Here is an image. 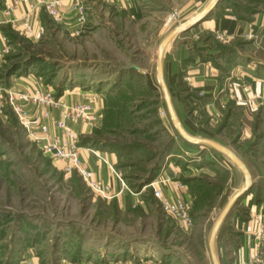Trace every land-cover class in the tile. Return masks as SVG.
<instances>
[{
    "label": "rangeland",
    "instance_id": "1",
    "mask_svg": "<svg viewBox=\"0 0 264 264\" xmlns=\"http://www.w3.org/2000/svg\"><path fill=\"white\" fill-rule=\"evenodd\" d=\"M244 1L237 0L241 5ZM246 3L250 4L251 11L260 7L257 1ZM153 8L162 11L155 16L168 15L166 24L155 22L149 29L122 31L116 28L114 17L102 18L99 13L103 23L99 18H94V22L106 26L92 30L94 25L90 22L79 38L69 36L65 29L50 21L45 23L47 31L32 41L29 38L34 31L29 34L21 27V33L8 32L12 43L11 49L1 57L0 86L10 89L3 85L6 78L29 65L32 72L45 69L41 75L51 89L60 93L90 88L101 93L109 103H116L120 110L117 126L112 131L95 132L88 145L93 147L98 141L103 149L112 146L122 155L117 163L136 173H142V169L149 171L150 165L160 158V165L171 161L178 166L181 181L190 186L192 226L182 229L175 219L161 212L155 198L149 199L139 216L128 209L117 213L111 204L100 201L84 186L76 171L65 173L60 161L51 160L27 139L4 103L3 112L10 111L13 116H9L8 124L0 123V264H18L27 252L34 259L28 264H60L74 258L75 246L80 242L86 249L102 251L120 241L153 244L152 248L155 245L163 249L178 264H214L213 258L216 264H264V110H257L255 114L253 110L250 113L247 109L235 108L230 121L222 128L224 113L228 111L225 107H221V119L208 122L203 114L198 116L196 127L212 135L211 139L201 138L232 150L249 171V189L229 205L244 187L242 171L219 152L215 156L220 165L213 166L212 176L195 168L188 171L190 163L199 167L202 161H193V157L186 156V151L198 153L201 145L193 146L178 134L165 102L162 81L158 79V64H165L164 52L173 49L180 35H188L191 26L173 35L164 45L161 57L160 44L172 31L191 24L198 16L183 23L184 18L172 13L165 4H155ZM114 9L115 5L110 4L103 7L104 13ZM188 36L194 46L205 43L212 46L210 52L200 54L201 59L210 60L212 71L216 67L229 70L230 64L244 66L249 61L255 72H264V28L251 38L247 36L254 43L246 45L247 49L240 54L236 49L233 53L230 47L221 48L223 45L216 43L208 31L196 30ZM73 54L82 56L76 61ZM121 75L127 79L121 85L124 89L119 91L116 83ZM167 78L164 74L163 84L169 88ZM184 86L179 97L169 89L178 120L190 110L180 108V96L188 93L183 90ZM204 147L208 149L204 157H211L209 151L213 153V149ZM190 179L197 181L190 182ZM226 206L229 208L210 247L213 225ZM156 254H160L158 249Z\"/></svg>",
    "mask_w": 264,
    "mask_h": 264
},
{
    "label": "crops",
    "instance_id": "2",
    "mask_svg": "<svg viewBox=\"0 0 264 264\" xmlns=\"http://www.w3.org/2000/svg\"><path fill=\"white\" fill-rule=\"evenodd\" d=\"M34 1L27 0L28 3ZM71 1L63 0L59 21L53 20V18L46 14L43 8H39L35 14L36 28L29 39L32 41V39L41 37L47 31L45 23L48 21L59 25L63 30L65 29L69 36L79 38L90 22L94 25L92 30L106 26L102 24L103 22L99 18V13L102 14V18L105 15L109 16V18L114 17L113 22L116 28L122 31L130 30V28L135 31L149 29L154 27L155 22L166 24L168 15L166 14L167 17L164 14L160 17L158 15L155 16L156 12H162L159 9L153 8L155 4H165L171 9L172 13L179 17L181 16L180 18H184L183 23L191 22L207 8L204 16L200 18L201 20L191 22L194 24L188 30V35H192L196 30L208 31L213 35L216 43H220L223 45L222 47H230L233 51L236 49L239 54L241 51L247 49L246 45L254 43L252 39L248 40L247 36L251 38L253 34L264 28V1L260 2V7L256 11L241 9L237 13L234 9V4H239L237 0H146V4H142L145 0H81L83 6H85V20L80 23L75 20ZM244 3V6H250L245 1ZM109 4L115 5V9L111 13H104L103 7ZM26 5L27 3L24 0H3L0 3V62L2 60L1 57L4 55L3 50L9 51L11 49L12 42L8 40V32H22L20 18L27 10ZM9 10L10 13H8ZM94 18H99L98 21L102 23H95ZM188 35H180V40L173 45L172 50L167 52L164 50L166 52H164L165 64L161 65L162 77L164 74L168 75V77L174 73L177 74L176 82L172 84L174 85L173 91L175 92V97H179L178 93H181L182 85H185L183 90L188 92L180 96L182 97L180 108L181 106L183 108H190L189 114L187 113L188 115L182 117L181 120L179 118V122L184 129L183 120H189L193 124L195 123L194 126H196L200 113L206 117V121L208 122L221 119L219 117L223 114L221 107H225L228 110L224 113L227 122L230 121L231 115L234 113L233 109L235 108L241 107L247 109L250 113L252 110L254 113L257 110H264L263 71L255 72V68L248 63L249 61L244 66H241L239 63L230 64L229 70L216 67L217 69L212 71L209 68L211 66L210 60L200 58V54H207L210 52L212 46L209 43L194 46L188 40L190 39ZM240 44L243 45L240 46ZM71 56L73 60L78 61V57L82 55L73 54ZM52 62L55 61L52 60ZM43 70L45 69L32 72L29 70L28 65L17 75H9L3 85L15 91H32L33 89L52 90L54 96L56 98L62 97L65 103L83 104L88 102L91 104L92 119L90 121H70L68 125L74 131L76 137H78V153L82 167L92 172L94 179L107 187L108 197H100L93 193L100 201L111 204L117 213L121 209H128L139 216V214H142L143 208L148 206L149 199L154 200L150 183L158 179L164 181L155 186L162 190L166 198H179L188 202L192 201L190 186L188 183L181 181V177H179L181 170L171 161L161 164L158 171L148 180L149 172L142 171V173L134 172L132 174L131 172L129 173V168L117 163L122 155L118 154L112 146L103 149L100 146L101 143L98 141L94 142L93 147L89 146L88 144L93 139L91 137L92 134L100 130L112 131L117 126L116 123L119 121V106L116 103L113 105L104 100L101 97V93L94 92L90 88L86 90L73 88L71 91L66 90L63 93H60L59 90L51 89L50 87L52 86L41 75L45 74ZM131 76L129 75L128 79ZM228 78L232 80L229 81ZM125 79H127L125 75H121L118 79L116 84L119 87V91L124 89L121 85L125 83ZM166 87L169 94V88L168 86ZM176 92L178 93L176 94ZM168 96L170 101V94ZM171 104L173 106L172 102ZM25 106L31 120L34 122L35 129L40 125H45L50 132L60 131L54 125V120L59 116L58 108L51 106L48 109L49 116L40 119L41 111L38 107L30 104H26ZM9 116H13L10 111L5 110L1 113L0 123L8 124ZM193 136L203 137L201 134ZM200 145L198 153L186 151L188 153L186 156L193 157V161H202L201 164H199L200 161L198 162L199 167L193 165V162L190 163L188 171L195 168L198 172H202V174L206 173L212 176L213 173L211 172H213L212 170L216 166L214 163L217 161L216 156L214 157L213 153L209 151L211 157H204L208 149L204 145ZM184 171L187 172V169H184ZM250 174L252 175L251 170ZM124 242L115 243L116 246H107L102 251L91 249L90 247L86 249L83 247L82 242H80L76 244L78 245L77 251L73 255L76 259L71 257V260L61 262L60 264H178L177 261L170 260L172 255L166 256L163 249L155 245L153 249V244L150 246V244L148 245V243L145 244L144 242L134 243V241H130L128 244ZM157 249L160 256L156 254ZM32 257L31 253L27 252L24 254L22 260H19L18 264H28L30 261L34 262Z\"/></svg>",
    "mask_w": 264,
    "mask_h": 264
},
{
    "label": "built area",
    "instance_id": "3",
    "mask_svg": "<svg viewBox=\"0 0 264 264\" xmlns=\"http://www.w3.org/2000/svg\"><path fill=\"white\" fill-rule=\"evenodd\" d=\"M62 2L63 0H36V2L28 4L26 12L20 18L23 31L29 34L34 31L35 14L41 7L53 20L59 21L61 18ZM71 6L76 22L80 23L84 21L85 6H83L82 1L72 0ZM3 52H6V49ZM4 103L9 106L16 122L19 123L27 139L36 144L44 155H47L51 160L60 161L62 170L65 173L76 171L84 185L96 195L108 197L107 187L95 180L92 172L82 167L78 153V137H76L74 131L68 125L70 121H90L92 119V106L90 103H65L62 97L56 98L52 90L33 89L32 91L23 92L5 89L0 86V114L3 113ZM26 104L40 109V119L49 116L48 109L51 106L58 108L59 116L54 120V125L60 131L50 132L45 125H40L35 129L34 122L31 120L25 106ZM102 160L105 161L104 158ZM163 181L162 179H158L150 183L152 195L157 200L161 212L175 219L182 229L190 228L193 221L189 215V202L179 198H166L162 190L155 186Z\"/></svg>",
    "mask_w": 264,
    "mask_h": 264
},
{
    "label": "water",
    "instance_id": "4",
    "mask_svg": "<svg viewBox=\"0 0 264 264\" xmlns=\"http://www.w3.org/2000/svg\"><path fill=\"white\" fill-rule=\"evenodd\" d=\"M207 8L205 10H203V12L196 18L195 22L201 20L200 18L204 16V13L206 12ZM194 23H189L186 24L184 26H179V28H177L175 31H172L168 37H166L163 42L160 44L159 46V57H161L162 53V49L164 47V45L173 37L174 34L183 31L185 29H188L190 26H192ZM158 79L161 82V86L163 89V93H164V98H165V102L167 104V108L169 110L170 116L173 120L174 126L176 128V130L178 131V134L181 135V137H183L184 139H186L187 141L194 143V144H202L204 146H209L210 148H212L213 150H217L218 152H220L221 154H223L231 163L233 162L235 165H237V167L242 171L243 176H244V187L242 189H240V191H238L234 196L233 199L230 201L231 205L233 203V201L236 199V197H238L240 194H242V192L246 191L249 189L250 186V181H249V171L246 168L245 165H243V163L237 158V156L234 154V152L230 149H227L225 146L217 143V142H213L207 138H201V137H195L191 134H189L184 128L183 126L180 124L178 118L176 117L174 111H173V107L171 102L169 101V96H168V90L167 87L165 86V84H163V77H162V69H161V64H158ZM228 205V206H229ZM228 206H226V208L222 211V213L220 214L221 216L217 219V222L213 225L212 228V233H211V237H210V247H211V243L213 238L215 237V235L217 234V229L220 226L221 222H222V218L225 217V212L226 209L229 208ZM214 264H216L215 259L213 258Z\"/></svg>",
    "mask_w": 264,
    "mask_h": 264
},
{
    "label": "trees",
    "instance_id": "5",
    "mask_svg": "<svg viewBox=\"0 0 264 264\" xmlns=\"http://www.w3.org/2000/svg\"><path fill=\"white\" fill-rule=\"evenodd\" d=\"M246 2H252V1H257V2H261V1H264V0H245ZM219 2V1H218ZM234 9H235V12H237L238 13V11L239 10H243V9H246V10H249V8H248V5H241L240 3L238 4H234ZM221 48H223L222 46H221ZM18 67V65L15 67V68H13V69H11L12 71L13 70H15L16 68ZM12 71H10V72H12ZM9 72V73H10ZM9 73H7V74H9ZM176 79H177V74L176 73H174V74H172V75H170L168 78H167V84L169 85V89L171 90V88H172V90H173V86L174 85H172L174 82H176ZM173 93H174V91H173ZM178 92H176V94H177ZM228 124V122H227V120H226V118H225V120H224V122L223 123H221V128L222 127H225L226 125ZM183 125H184V127H185V129L190 133V134H192V135H198V134H201V135H203V136H206V137H210V139L212 138V135H211V133L209 132V131H207L206 129H201L200 127H196V126H194V124L191 122V121H189V120H183ZM186 140V139H185ZM187 142H189V141H187ZM190 143V142H189ZM190 144H192L193 146L194 145H196V144H193V143H190ZM217 151V150H216ZM214 152L213 150H212V152L214 153L213 155H214V157H215V155H217V156H219L220 154L218 153V151L217 152ZM221 157V156H220ZM217 160V159H216ZM161 161H162V158H160L158 161H156L155 163H153V164H151L150 165V170L149 171H147V170H143L142 169V171H145V172H149V177H148V180L150 179V177L151 176H153L157 171H158V169L160 168L159 166H160V163H161ZM217 162H219L218 160L217 161H215L214 163L215 164H217ZM121 164V163H120ZM214 164V165H215ZM219 165H220V163H219ZM122 166L123 167H127L126 165H124V164H122ZM225 167V166H224ZM127 168H129V167H127ZM129 171V173L131 172L132 174L134 173L133 171H130V170H128ZM130 175V174H129ZM148 180H146V181H148ZM190 182H196L197 180L196 179H190L189 180ZM76 248L78 247V245H76L75 246ZM73 259H76V257L75 258H73Z\"/></svg>",
    "mask_w": 264,
    "mask_h": 264
}]
</instances>
